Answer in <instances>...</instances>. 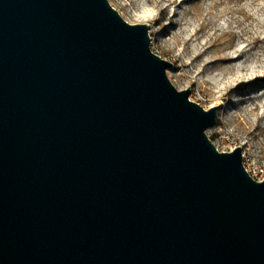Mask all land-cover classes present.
<instances>
[{
	"label": "water",
	"instance_id": "1",
	"mask_svg": "<svg viewBox=\"0 0 264 264\" xmlns=\"http://www.w3.org/2000/svg\"><path fill=\"white\" fill-rule=\"evenodd\" d=\"M172 66L110 0H0V264H264V180Z\"/></svg>",
	"mask_w": 264,
	"mask_h": 264
},
{
	"label": "rangeland",
	"instance_id": "2",
	"mask_svg": "<svg viewBox=\"0 0 264 264\" xmlns=\"http://www.w3.org/2000/svg\"><path fill=\"white\" fill-rule=\"evenodd\" d=\"M130 23L149 24L152 50L173 63L179 90L206 109L220 151L241 146L250 174L264 180V0H110Z\"/></svg>",
	"mask_w": 264,
	"mask_h": 264
},
{
	"label": "built area",
	"instance_id": "3",
	"mask_svg": "<svg viewBox=\"0 0 264 264\" xmlns=\"http://www.w3.org/2000/svg\"><path fill=\"white\" fill-rule=\"evenodd\" d=\"M249 171V169H247Z\"/></svg>",
	"mask_w": 264,
	"mask_h": 264
}]
</instances>
